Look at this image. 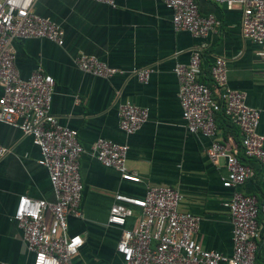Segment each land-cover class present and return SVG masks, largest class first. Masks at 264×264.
<instances>
[{
  "label": "crops",
  "instance_id": "obj_1",
  "mask_svg": "<svg viewBox=\"0 0 264 264\" xmlns=\"http://www.w3.org/2000/svg\"><path fill=\"white\" fill-rule=\"evenodd\" d=\"M114 8L92 0H34L33 12L57 24L63 32L61 46L45 39L14 40V67L26 79L41 67L53 81L50 113L59 125L76 132L82 148L78 171L82 186L81 217L66 219L67 235H78L82 244L72 264H122L115 253L119 230L106 225L108 209L116 193L143 197L146 185H166L182 199L178 210L198 217L194 234L201 248L226 257L231 255L228 214L223 203L232 189L221 186L224 161L211 164L205 149L210 139L185 131L176 97L177 82L172 68L185 64L194 50L200 54L199 81L208 82L214 57L226 65L229 89L243 92L245 104L260 111L257 133L264 136V62L258 47L239 33L240 10L224 9L210 0H198L200 16L211 15L220 23L215 33L193 37L173 31L171 12L160 0H114ZM91 56L122 72L101 79L81 72L73 63L76 55ZM152 70L145 84L130 75L133 69ZM1 94V90H0ZM130 103L147 110L146 122L125 135L117 127V103ZM215 139L238 150L236 130L218 116ZM98 138L125 144L126 169L139 183L123 181L113 169L104 167L90 154ZM0 262L30 264L21 233L11 220L19 196L53 202L45 169L36 164L38 150L30 138L0 123ZM252 176L237 190L256 198L264 206V168L241 159ZM124 228L138 218L133 208ZM256 264H264V213L257 216ZM226 264V263H218Z\"/></svg>",
  "mask_w": 264,
  "mask_h": 264
},
{
  "label": "built area",
  "instance_id": "obj_2",
  "mask_svg": "<svg viewBox=\"0 0 264 264\" xmlns=\"http://www.w3.org/2000/svg\"><path fill=\"white\" fill-rule=\"evenodd\" d=\"M34 0H0V123L18 129L38 150L36 164L43 167L53 193V202L19 196L11 220L21 233L30 264H72L82 240L67 235L66 219L80 218L81 182L78 158L82 153L76 132L58 124L50 113L52 78L36 67L21 79L14 67V40L45 39L57 46L63 42L62 29L32 10ZM114 8V0H92ZM170 10L172 30L193 37L215 33L220 23L211 15L200 16L198 0H160ZM224 9L240 10L239 33L258 47L264 62V0H210ZM81 72L108 79L121 71L94 57L79 54L73 59ZM200 54L194 50L187 63L172 68L177 82L176 97L184 129L210 139L205 156L211 164L224 161L221 186L232 189L223 203L228 214L231 255L207 251L195 241L198 217L178 210L181 194L166 185H146L143 197L116 193L108 209L106 225L119 230L115 253L122 264H256L257 216L264 213L256 198L237 189L252 176L241 159L264 168V136L257 133L260 111L245 104V94L228 88L226 65L214 57L208 69V83L199 81ZM150 68L133 69L130 75L145 84ZM235 128L238 150L215 139L214 120ZM117 127L125 135L137 131L147 120V110L129 101L117 103ZM125 144L98 138L90 148L95 161L113 169L123 181L139 183L140 178L126 169ZM7 150L0 146V158ZM138 209L136 224L124 228L125 219ZM0 264H10L0 262Z\"/></svg>",
  "mask_w": 264,
  "mask_h": 264
},
{
  "label": "trees",
  "instance_id": "obj_3",
  "mask_svg": "<svg viewBox=\"0 0 264 264\" xmlns=\"http://www.w3.org/2000/svg\"><path fill=\"white\" fill-rule=\"evenodd\" d=\"M200 82H202V83H204V84H207V83H208V82H206V81H204V80H203V81H200ZM217 116L222 120L221 115H217ZM217 116H216V117H217Z\"/></svg>",
  "mask_w": 264,
  "mask_h": 264
}]
</instances>
